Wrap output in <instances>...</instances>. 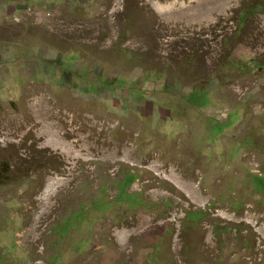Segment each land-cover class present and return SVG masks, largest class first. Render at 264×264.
<instances>
[{"label": "rangeland", "instance_id": "374dc122", "mask_svg": "<svg viewBox=\"0 0 264 264\" xmlns=\"http://www.w3.org/2000/svg\"><path fill=\"white\" fill-rule=\"evenodd\" d=\"M154 1L0 0V264H264V0L204 27ZM41 97L116 161L4 129Z\"/></svg>", "mask_w": 264, "mask_h": 264}, {"label": "bare ground", "instance_id": "6f19581e", "mask_svg": "<svg viewBox=\"0 0 264 264\" xmlns=\"http://www.w3.org/2000/svg\"><path fill=\"white\" fill-rule=\"evenodd\" d=\"M119 2H121V0H117V3ZM236 2H238V0H171L165 3L154 1L151 4H152L153 9L158 13L160 18L163 19L164 21H170V20L177 21L181 19L182 16L191 17L190 19L192 20V22L194 21L197 24L203 26L204 23L207 24L210 20H212V16L214 14L229 16L228 14H225V13L231 10L232 8L231 4L236 3ZM187 4H191V5H187ZM212 4H214L215 6L214 12H213V9L210 7ZM185 10H187V12H184ZM197 12H201V13L197 17H195L194 13H197ZM30 109L33 110L34 112L36 110L35 118H31L30 116H28L29 114L26 113L27 110L26 112L24 110H19L15 118L5 117L7 119L4 121L2 120V122L4 123L3 125L4 129L7 130L6 128L13 127L15 131H21L24 128H27L28 132L30 133L32 130L34 131L35 129L38 128V130L36 131L37 135H35V139L37 141L42 140L44 137L47 136V139L44 141V144L42 145V148L40 149V151H43L45 148H51L54 152H59V154H61L71 163L72 168L70 170L75 169V167L78 166V164H80L81 162L92 164L93 161L92 159H90V157L104 158L105 156H107L111 158L113 161H116V157L120 152L119 151L120 147L118 146L116 147V149H114V151L113 150L103 151V149L107 147L108 145H110V143L104 142V141L99 142L97 138L92 139L91 138L92 136L83 137L82 135L75 136L74 141L69 142L67 135L72 134L74 132V130L72 129V124L75 120V116L72 118H69V120L67 121V117L65 120L61 118L60 110L51 113L52 105L50 104L49 100L45 99L44 97L38 98L37 100L34 101L32 105H30ZM77 117L78 115L76 116V118ZM3 118L4 117H2V119ZM51 119L54 120V123L51 125H48V124L45 125V123ZM84 119L90 124V126L87 127L86 129L83 128L85 132L86 131L94 132V129L96 128V126L102 127L103 125L102 121L100 125L96 123V120L98 118L97 117L95 118V115H94V118L89 116V117H84ZM116 127L117 126H114L112 128L115 130ZM67 128H70L71 130L69 131ZM129 130H132V127H130L129 125L127 128L123 129L125 134H127ZM106 133H108V131ZM99 134H100V131H99ZM124 156L127 157L126 154ZM155 166L151 165L149 169L153 170L156 168ZM167 179L173 182L175 185H177L179 189L184 190L187 194L189 193L188 187H190V184L187 185V184L180 183L179 180H177L171 174L170 176H167ZM68 182L69 181H67L63 185L62 183L60 184V182L57 181L56 179L52 180L51 182H48L47 184L48 190L44 194L45 202L44 203L42 202L44 211L42 213L41 218H46L47 220L48 218H50V216L54 215L57 211L61 209L60 204L57 206L55 205V207H50L48 200L50 197L54 196L55 191H57L59 188L63 189V187H65V190H67L66 186L68 185ZM150 186L152 185L150 184ZM68 193L69 192L66 191V195H68ZM42 235H43V232L42 234L36 236L33 239V243L35 244V243H38L39 241H43ZM123 235H125V233H123L122 236ZM119 240L121 242L120 238Z\"/></svg>", "mask_w": 264, "mask_h": 264}, {"label": "trees", "instance_id": "16d2710c", "mask_svg": "<svg viewBox=\"0 0 264 264\" xmlns=\"http://www.w3.org/2000/svg\"><path fill=\"white\" fill-rule=\"evenodd\" d=\"M134 181H135V178L134 177H131L130 182L128 184V187L131 186L134 183Z\"/></svg>", "mask_w": 264, "mask_h": 264}]
</instances>
